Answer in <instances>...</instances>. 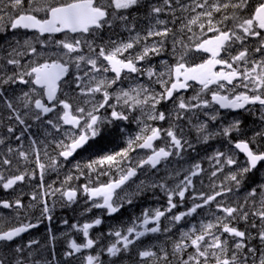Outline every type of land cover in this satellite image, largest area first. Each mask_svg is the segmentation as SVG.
<instances>
[{
  "label": "snow or ice",
  "instance_id": "1",
  "mask_svg": "<svg viewBox=\"0 0 264 264\" xmlns=\"http://www.w3.org/2000/svg\"><path fill=\"white\" fill-rule=\"evenodd\" d=\"M140 3L141 0H6L5 6L0 8V31L10 28L36 30L41 35L49 34L43 41H38L45 46L43 51L27 40L24 42V52L13 49L16 56L7 59L6 63L21 70H14L10 75H0V101L10 112L9 120H15L27 128L29 125L25 117L29 114L39 121L42 116L52 113L56 117L55 121L47 119V124L63 136V139L52 142L57 158L48 156V145H44V155L48 157L47 164L41 162V149L36 147L37 141H31V154L34 156L32 162L35 164L32 170H21L17 166L15 171H12L13 160L7 156L0 157V169H3L0 170V187L5 190L14 189L26 179L36 177L37 169L39 170L41 183L38 187L43 189L39 193V203L43 205L42 215L48 220H51L52 216L46 197L59 193L71 204L76 201L80 190L71 186V182L79 178L71 173L65 176L60 187L53 188L49 185L44 189L42 182L45 171L49 168L55 170L61 164L59 158L67 161L78 150L91 148L92 144L89 142L102 138L108 125L129 120L132 112L146 114L147 119L151 121H167L169 116L164 111H159L157 106L169 101L175 105L177 120L183 118L182 113L212 108L213 105L222 109L245 111H252L251 106L258 105L264 112V0H192V5H181V11L194 13L182 22L178 30L184 35L192 32L195 36V40L188 37L187 44L184 42V35L177 39V33L167 27L168 22L159 19L157 24L164 25L162 28H150L143 36L136 33L127 41L110 40L105 45H94L93 40L85 39V34L94 36L105 27L112 28L114 24H122L129 31H134L135 24L124 13ZM174 3L179 4L180 0H163V6H152L151 13L158 17L167 9L175 18ZM193 28H198L201 35L196 36ZM57 33H63L64 39L53 40L55 50L48 51V40ZM169 36L172 37L171 56L174 63L162 61L164 71H157L154 66L145 67L146 62L166 51L165 43ZM149 39L152 40L151 44L147 43ZM253 41L255 43H252ZM192 51L206 55L207 58L200 63H189L187 57ZM29 54L33 59L25 66L21 59ZM8 55L11 56V53ZM73 65L78 71L81 70V65L87 70L83 71V75H75L69 83L65 77L69 76ZM2 71L0 69V72ZM108 72L114 74L111 79L105 75ZM133 76L137 82L127 88L123 87V82ZM145 76L148 78V84L140 83L139 77ZM152 83L161 85V91L157 92L150 87ZM193 83L200 85V92L186 101L179 95L180 90H187ZM16 84L29 86V89L11 99L6 97L4 93ZM62 86L74 87L81 96L91 99L84 100L83 106L80 103L74 104L63 93ZM98 93L101 94V99L97 101L95 94ZM202 93L210 94V99L202 98ZM58 94L65 95V98L61 99ZM49 101L53 103L49 104ZM102 109L107 114L102 113ZM218 118V112L210 116L211 121ZM260 119L264 122V114ZM65 125L70 127L62 131ZM16 131L14 127H7L9 134L15 135ZM162 131L169 143L167 146L155 147V142L161 139ZM197 131L204 134L205 141L214 135L208 131L207 123L198 125ZM24 134V131H20L19 135H15L16 141L20 142ZM220 134L229 138L236 134V139L232 141L234 149L245 156L242 165L238 163L235 154L228 152L216 151L210 158L215 162L212 177L223 173L225 166H235L234 170L224 176L228 183L213 184L211 194L203 191L194 194L192 178L203 171L197 163L174 189H169L164 184L158 185L167 193L168 207L155 210L151 216L145 213L141 221L145 226L143 231L138 230L134 223L126 229L110 233L109 235L115 237V242L106 248L110 256L120 257L135 247L146 233L159 232L161 218L182 205L188 194L194 201L199 199L202 203H194L187 211L173 214V226L196 213L197 209L213 202L221 215L213 214V220L201 223L199 228L193 226L189 231L182 233L181 239L173 245V254L178 256V264H249L250 258L252 264H257V258L258 264H264V250L258 252L257 248L249 247L248 243L249 240L258 238L264 244V184L252 188L243 202L228 204L223 199L227 194L238 190L249 173L264 166V130L246 137L242 121L237 119L222 128L220 133H215ZM5 143V139L0 138V145ZM185 145L192 147L182 134H177L175 125L162 130L145 123L141 132L128 140L127 147L100 155L83 166L77 163L74 167L81 175L84 167L100 169L97 179L107 175L112 169L119 173L106 183L91 187L88 184L82 186L83 193L93 200V207L106 208L109 213H117L123 203L119 198L114 200L116 190L122 189V186L135 177L138 169L146 165L155 169L162 161L179 155ZM137 148L150 150V154L146 158L138 159L135 166H130V153L135 152ZM7 152H15L25 162L29 160L28 151L8 147ZM37 196L34 192L32 200L37 201ZM95 198L101 199L102 203H95ZM174 198L178 199V203L174 202ZM127 202L131 203V200ZM0 206L17 210L25 207L19 198L14 201L0 200ZM250 215L260 221L256 237L236 226L239 221L247 223ZM150 221L154 222L155 226L148 227ZM64 223L67 224L68 221L65 220ZM101 223L102 220L97 218L92 223L71 225L82 231L87 239L84 243L71 240L65 255L73 257L81 253L82 249L94 248L97 241L89 236V229ZM36 226L37 224L29 221L0 229V244L4 245L5 249L0 251V264H27L24 248L31 249L38 241L33 240L28 245L15 248L12 243L22 233ZM252 227L256 228V224L253 223ZM189 248L193 250L191 253L187 252ZM8 252L12 254L8 255ZM138 256L142 258L143 264H147L149 260L155 264H170L169 253L163 249H145L139 251ZM33 264H40V261H33ZM44 264L56 262L44 261ZM85 264H100L99 254L87 255Z\"/></svg>",
  "mask_w": 264,
  "mask_h": 264
},
{
  "label": "flooded vegetation",
  "instance_id": "2",
  "mask_svg": "<svg viewBox=\"0 0 264 264\" xmlns=\"http://www.w3.org/2000/svg\"><path fill=\"white\" fill-rule=\"evenodd\" d=\"M11 31L12 29L8 28L5 30L0 31V69H2L3 71L1 72L0 75H3L4 73L7 74H11L14 70L15 71H20L21 69L17 68L14 65H9L6 63L7 59L12 58L11 56L13 55L14 57L16 56V53L13 52V49H16L18 52H24L25 51V41L28 40V32L23 30V29H18V33H16V35H11ZM71 36L73 35H77V34H70ZM11 53V56H9L8 54ZM19 58V57H16ZM33 59V57L29 54V55H25L22 59H21V63L23 65H27L28 61ZM10 88V92L13 95H21L23 91H28L29 86H25L23 84H16V85H12ZM20 93H19V91ZM252 107V106H251ZM110 111V110H109ZM102 113H104V110H101ZM248 112V111H247ZM250 112V111H249ZM219 113V111H218ZM229 115L233 114L232 112H227ZM107 114V113H104ZM43 117L41 118V120L38 121V124H41L43 121ZM33 116L31 114H29L28 117H25V119H31V123H34L33 120ZM134 119V118H133ZM137 120L141 121L140 123L137 122ZM118 124H126L125 121H117ZM137 124L138 126L134 127V128H130V127H125V126H110L108 125L104 131V135L102 138H97V140L95 141L97 142H104L107 144V148H113L116 149L117 151L122 150L123 148L127 147V142L130 138H134L137 134H139L141 132V129L144 127V124L147 123L149 125H152V123L154 124H158L160 126H156V127H160L162 130L163 129H168L167 127H163L162 124L165 123V121H151L147 119V115H142V116H138L135 117L134 119V124ZM140 124H142L143 126L141 127ZM180 129V128H179ZM179 129L177 131H179ZM180 134L183 135V137L189 142L191 143L194 140H197L198 138L193 136V134H189L187 132H179ZM213 138H209L207 141H205L204 139H202L200 146H209L210 144H213L214 141H219L221 138L224 139L226 141L227 144H231V139H234V136H232L231 138L229 137H225L222 134L219 135H215V133H213ZM0 138L5 139L6 143L3 145H0V157H4L7 156L8 158H11V153L7 152V148L11 147L10 141L8 139H6L5 137L0 136ZM90 144L94 143L93 141L89 142ZM169 143V141L167 140L166 137H164L163 135V131L161 133V139H159L154 146L155 147H160V146H167ZM214 147V145H213ZM188 146L185 145V148L183 151L180 152L179 155H173L171 159H167L166 161H162L160 166L152 169L149 166H145L142 169H138L137 170V175L134 177V184L136 185V190H138L137 192H141V190L148 188V183L158 180L159 183L162 181H166L170 178L171 174H172V166L170 165V162L172 159L177 161V166H182V163L184 162L183 157L186 154V150H187ZM216 150L219 151L220 148L216 147ZM223 150V149H222ZM224 151V150H223ZM150 154V150H142L137 148L135 152H131L130 153V158H131V165L130 166H135L136 162L138 159H142V158H146L147 155ZM61 160V164L59 166H62L64 171H66L67 174L71 173L72 175L75 173H78L79 171H77L74 167L75 164L79 163L80 165H86L88 162H90L92 159L91 154H90V148H88L87 150L85 149H81L78 150L73 157H71L70 159H68L67 161H64L62 158H59ZM199 161V160H198ZM198 161L195 162V164L199 163ZM103 168V166H101ZM228 169L227 171L229 172L231 169V166H226ZM264 166H261L258 168V170L262 169ZM3 170V169H0ZM100 169H88L86 167L83 168V175H81L80 178V182L81 183H90L91 181H108L110 178L114 177V176H118L119 173L115 170L112 169L111 171L108 172L107 175H102L99 176V179H97V174L98 171ZM105 171H108L107 169H104ZM227 172V173H228ZM80 173V172H79ZM7 174V173H6ZM226 174H223L221 176H216L215 179H207L206 182L208 184V186L206 187V189H212V185H219L221 182L227 184L228 182L226 180H224V176ZM143 182V183H141ZM250 183H252L254 185L253 188H258L260 185L264 184V182H261L259 180L254 179L253 177L250 178V176H246L245 180L243 181V184L241 185V187L238 189L239 192H241V190L243 189L244 191V196L247 197L248 193L251 192L252 186L250 185ZM161 184V183H160ZM212 184V185H211ZM160 188V193L165 192L166 191L163 189L161 190ZM218 190V188L216 189ZM8 192L9 189L5 190L2 187H0V200H5L8 198ZM236 192L237 190H234L232 193L227 194L223 199L226 201V203L228 204H235V196H236ZM129 193V192H127ZM167 196V195H165ZM239 199L243 198V196L241 194L238 195ZM259 198V197H257ZM221 199V198H218ZM168 206L163 207L164 209L167 208ZM160 208V207H159ZM203 210L200 209L198 210V213L200 214V219L201 220H209V217L213 214L215 215H221V213L215 208V202H213L211 205L206 206L205 210L202 212ZM23 218V217H22ZM21 218V220H22ZM20 220V221H21ZM213 220V217H212ZM9 226H14V225H19L18 223L15 224H11L8 223ZM26 241H17L14 245L12 246L13 248H15L16 246H24V243ZM231 244V240L229 241ZM4 245H0V251H4ZM24 253L26 255V248H24ZM11 252H8V255H11Z\"/></svg>",
  "mask_w": 264,
  "mask_h": 264
},
{
  "label": "rangeland",
  "instance_id": "3",
  "mask_svg": "<svg viewBox=\"0 0 264 264\" xmlns=\"http://www.w3.org/2000/svg\"><path fill=\"white\" fill-rule=\"evenodd\" d=\"M181 5H192V0H180L179 4H175V3L173 4V10L175 12V18L171 15L170 11L167 9L164 12H162L158 17H156V16H154V14L151 13V7L152 6H163V0H141V4L138 5V6H140V10H137L138 6H136L135 8H133V9H131L125 13V15H127L129 17V19L132 21V23L135 24V26H136L135 30L129 31L128 28H126L124 25L116 24L118 26L119 30H121L122 32H116L118 35V38L113 39V40L118 41V42L120 40L127 41L131 37L135 36L136 33H139L141 36H143V35H145L146 31L149 30L150 28H153V27H155L157 29L162 28L164 25H158L157 19L167 21L168 22L167 27L172 28L173 32L179 33L178 30L181 28L182 22L185 21L191 14H194V13L190 14L187 11H181ZM197 11H199V9H197ZM176 20H179V22L176 23ZM179 25H180V27H179ZM193 32L195 33L196 36L201 35L198 28H193ZM182 35H184V34L179 33V36L177 39H180ZM188 37H192V39L195 40V36H193V33L189 32V33H187V35H184V42L186 44L189 42ZM147 43L151 44L152 40L149 39V41H147ZM171 43H172V38H171V36H169L168 40L165 43L166 51L161 53V55H159V56L153 57L150 61L146 62L144 64V66L145 67L154 66L157 68V71H164L165 69H164L162 61H166L168 64H173L174 58H172V56H171L172 49H170V47H169V44H171ZM187 58L190 61H195L198 57L196 55L189 54ZM135 83L136 82H133L131 80L128 83L127 87H129L130 85H134ZM152 85H155V83H152ZM127 87H125V88H127ZM154 89H155V91L159 92V91H161L162 86L157 84V86L154 87ZM198 92H200V91H198ZM201 95H202V98H205V96H206V94H204V93H202ZM190 99L191 98H189V100ZM48 130H49L48 138L45 136L47 138V140L46 139L42 140V147L44 149V145H48L47 150H49L51 147V141L49 138L53 137L52 130L51 129H48ZM55 136H58L57 132H55ZM48 156H52V152L48 151ZM46 160H48L47 156H46ZM47 173H51L50 168L47 169ZM28 201L30 203V205H28L29 209L27 210L28 215L29 216L31 215L33 217L35 214L34 213V210H35L34 207H36L35 202H39V198L37 197V201H33L32 196H31ZM76 202H78V201H76ZM87 218H88V215H86V221L84 223H89V220ZM84 223H82L81 225H83ZM80 232H82V231H80ZM250 241H252V240H250ZM248 243H249V241H248ZM250 246L251 245H249V247ZM253 247H255V246H253ZM255 248H257V250L259 252L261 250H264V245L260 249H258V247H255ZM172 249H173V244H172ZM250 259H249V264H252ZM257 264H258V258H257Z\"/></svg>",
  "mask_w": 264,
  "mask_h": 264
},
{
  "label": "water",
  "instance_id": "4",
  "mask_svg": "<svg viewBox=\"0 0 264 264\" xmlns=\"http://www.w3.org/2000/svg\"><path fill=\"white\" fill-rule=\"evenodd\" d=\"M181 91V90H180Z\"/></svg>",
  "mask_w": 264,
  "mask_h": 264
}]
</instances>
